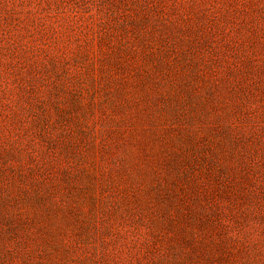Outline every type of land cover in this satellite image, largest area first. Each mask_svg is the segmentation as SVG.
I'll use <instances>...</instances> for the list:
<instances>
[{"label": "rangeland", "instance_id": "374dc122", "mask_svg": "<svg viewBox=\"0 0 264 264\" xmlns=\"http://www.w3.org/2000/svg\"><path fill=\"white\" fill-rule=\"evenodd\" d=\"M0 264H264V0H0Z\"/></svg>", "mask_w": 264, "mask_h": 264}]
</instances>
